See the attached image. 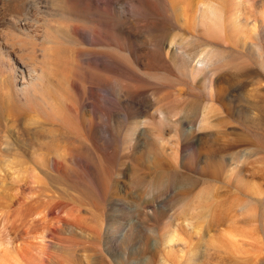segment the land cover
<instances>
[{
    "label": "rangeland",
    "instance_id": "374dc122",
    "mask_svg": "<svg viewBox=\"0 0 264 264\" xmlns=\"http://www.w3.org/2000/svg\"><path fill=\"white\" fill-rule=\"evenodd\" d=\"M234 1L0 0V243L22 264H264V66ZM243 12L264 48V0Z\"/></svg>",
    "mask_w": 264,
    "mask_h": 264
},
{
    "label": "bare ground",
    "instance_id": "6f19581e",
    "mask_svg": "<svg viewBox=\"0 0 264 264\" xmlns=\"http://www.w3.org/2000/svg\"><path fill=\"white\" fill-rule=\"evenodd\" d=\"M252 0H235L234 1V3L233 4H231L230 5V7L228 8L229 9V25L230 26H232V28H233V32H232V35H233V37H234V40L235 41H239L240 43H247V42H249L250 44H252V45H255L256 47H257V49L259 50V57H260V60H261V63L263 64V66H264V48L260 45V42H259V40H258V38H257V36L256 35H254L255 33H252L251 34V36L252 37H250L251 39H250V41H247V40H245V38H244V36H243V33L241 32V26H240V21H243V17H242V15L244 14V12H243V9L244 8H248V4L251 2ZM207 12H209V15H210V17H213V19H217V9H215V4H212V5H210L209 7H208V9H207ZM246 19H247V17H246ZM255 21V23L258 21H260L261 23H260V26H264V22H263V20H259V19H255L254 20ZM227 48H229V47H227ZM230 49V50H229ZM229 49H227L226 51H223V52H221V53H219V54H205V55H203L202 57H200L198 60H197V62H196V64L194 65L195 66V69H198L199 71H201V72H203L204 71V67L205 66H208L209 68H211V67H214V66H217V65H220V64H222V63H224L227 59H229V58H231L233 55H235L236 53L238 54V52L240 53V51H237L236 49H233V48H229ZM25 67H26V72H24V75H23V77H22V81H21V83H22V87L23 88H27V87H30L31 86V90L32 91H35L36 89V83L38 82V78H40L39 77V75L38 74H40V73H37V70H36V68L34 67V66H27V65H25ZM192 69V68H191ZM190 72H191V70H190ZM192 74V73H191ZM192 76V75H191ZM213 82H214V80H213V77H212V75H208L207 76V78H206V80H205V88L206 89H208L209 90V92L211 93V90L213 89L212 88V86H213ZM36 84V85H35ZM35 85V86H34ZM29 89V88H28ZM28 89H26V90H28ZM25 90V89H24ZM30 91V90H29ZM26 92V91H25ZM36 93H37V90L35 91ZM22 93H23V91H22ZM29 93V92H28ZM27 93V94H28ZM11 94V93H10ZM9 94V95H10ZM209 94V93H208ZM12 95V94H11ZM25 96V95H24ZM26 97V96H25ZM40 97V99H41V96H38V98ZM28 98H29V96H28ZM31 98H33V99H36L34 96L33 97H31ZM30 98V99H31ZM206 108V107H205ZM204 109V108H203ZM204 111V110H203ZM205 116V115H204ZM204 123H206V118H201L199 121H198V123H197V128H199V127H202L203 125H204ZM191 128V127H190ZM192 129V128H191ZM178 174V176H174V178L175 179H173V185H176V188H175V190H180V193H179V195H178V197L179 198H182V197H184V195L185 194H189L190 192H192L193 190H194V188H195V179H193L194 177H192L191 175H189V174H187V173H181V172H178L177 173ZM163 178V176H160V177H158L156 180H155V184L157 185V186H160V187H163L164 186V180L162 179ZM245 188L244 187H242V190H244ZM246 191V190H245ZM192 194V193H191ZM206 200V199H205ZM205 200L203 201L202 200V202H205ZM204 207V212H203V217L204 218H206V217H208V211H210L209 210V207H207V206H203ZM221 211V210H220ZM223 212V211H222ZM225 214V213H224ZM225 216H226V214H225ZM208 219V218H207ZM210 219V218H209ZM207 221V220H206ZM263 224H264V222H263ZM241 232V231H240ZM239 232V233H240ZM249 233V232H248ZM253 233V232H252ZM228 234V233H227ZM237 234V233H236ZM226 235V234H225ZM234 235V234H233ZM239 235V234H238ZM235 236L234 235V238L236 237V239H237V237H239V236ZM249 235V234H248ZM256 236L257 235H259V233H257V234H255ZM228 236H230L231 238L233 237L232 236V234H228ZM227 236V237H228ZM241 236V235H240ZM243 236L245 237V239L247 240L248 238L243 234ZM227 237H225V236H222V237H220L219 238V240L217 241L218 242V244H221V246L223 245V244H225L226 243V240L229 242V243H231L232 245L234 244V241L229 237L228 239H227ZM244 237H240L241 239H243L244 241H243V243H241V241L240 242H238L237 240H235V242L237 241L238 242V244L240 243V244H244V242H245V239H244ZM249 237H252V236H249ZM259 237V236H258ZM263 237H264V234H263ZM253 239H254V236L252 237ZM260 238H262V237H260ZM259 238V239H260ZM257 239V238H256ZM173 240V235H170V237L169 238H167V239H165V241L166 242H169V241H172ZM264 240V239H263ZM262 239H261V241H263ZM253 241V240H252ZM225 242V243H224ZM237 242L233 245V246H235V245H238L237 244ZM254 242V241H253ZM252 242V243H253ZM259 242H260V240H259ZM257 243V240H256V242H255V244ZM239 244V245H240ZM254 244V243H253ZM252 244V245H253ZM228 245V244H227ZM231 245V246H232ZM242 245L240 246V247H242ZM220 246V247H221ZM255 246V245H254ZM222 247H224V245L222 246ZM235 247H237V246H235ZM244 247V246H243ZM225 249L227 248V247H224ZM234 248V247H233ZM237 248H239V247H237ZM245 248V247H244ZM219 250L220 249H223V248H218ZM228 249H230V248H228ZM232 249V248H231ZM231 249H230V252H232L233 251V249H232V251H231ZM23 248H22V246L21 245H17V243L15 244V245H10V243L9 244H4V245H2L1 243H0V264H20V262H21V264H22V261L21 260H23L22 258H24V257H26L24 254H25V252H23ZM227 250V249H226ZM238 250V249H237ZM241 250V249H240ZM239 250V251H240ZM242 250H243V248H242ZM252 250V249H251ZM221 251V250H220ZM224 251V250H223ZM235 251H236V249H235ZM238 251V252H239ZM222 252V251H221ZM224 252H226V251H224ZM241 252V251H240ZM228 254H230L229 252H228ZM239 254V253H238ZM237 253L235 254L234 253V251L232 252V256L234 255H236V257H238V256H240V255H238ZM241 258V257H240ZM244 258V257H243Z\"/></svg>",
    "mask_w": 264,
    "mask_h": 264
}]
</instances>
